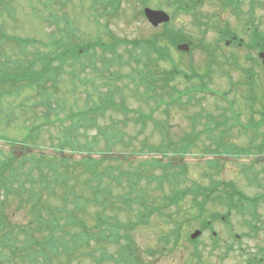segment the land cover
Masks as SVG:
<instances>
[{"label":"rangeland","instance_id":"obj_1","mask_svg":"<svg viewBox=\"0 0 264 264\" xmlns=\"http://www.w3.org/2000/svg\"><path fill=\"white\" fill-rule=\"evenodd\" d=\"M196 1L198 17L185 13L176 14L175 0H123V2L120 0H0V151L5 152V154L14 151L19 155H23L26 150L21 146L12 148L5 142H22L27 138V144L33 149L39 138L40 149L39 151L38 148L32 150L33 153L43 152L48 156L56 155L57 136H63L60 132L71 125V120L65 121L63 126L59 122L54 123L56 120L55 114L48 111L45 106L47 99L41 93V90L38 87L31 89L27 86L30 77L25 81H20L14 75L21 70L17 61L26 62L28 60L32 64V61H35L37 52L47 56L49 35L57 32L59 28L57 24L55 25L50 21L53 15L59 16L58 18L61 21L58 25H64L65 18L71 22L72 25L68 24V26L76 30L78 44H81V41H94L98 34L107 29L106 33L108 35L104 34L101 37L103 42L108 43L110 46L117 43L116 46L119 47L114 50L116 53L119 52L118 57L114 59H112L113 55L110 53H107V58L103 57V52L98 49L97 57L93 60L89 56L83 57L79 63H75L76 66L73 65L74 61H72L67 64L65 71L59 74L56 80L44 84L47 91L53 96L50 102L54 109L58 108L60 99H64L65 106L60 102L64 109L63 112H59L60 118L66 120L65 118L69 113L78 112L79 114L80 111H84L89 106L87 104L89 95H92L96 100V98L98 99V90L102 93L107 92L105 90L106 82L108 84L113 83L116 86L120 95L116 98V102L120 103L121 98H123L129 109H142L145 112H150L151 109L148 106L153 108L156 100L142 98L140 95L134 97L128 90L124 89V84L129 82L128 75L137 68L135 62L124 64V41L130 43L150 38L156 34L161 35L160 33L164 28L163 25L155 29L146 19L144 10L150 8L156 11L162 10L169 14L172 17L171 22L168 23L170 29L183 31L187 37L193 39L194 46H191L190 54L184 55L171 48V55L173 63L179 66L177 68L180 69V72L182 71L190 77L196 75V78L192 79L177 76L170 84H166L164 79V82L161 81L157 83L158 85L156 84L158 89L154 90V93H161L162 89H164L163 92L165 90L170 92L171 87L178 94L189 93L200 86L205 89L204 93L184 96L182 98L184 108L171 109L168 116L164 110V113L159 111L154 115L158 121L165 122L167 120L169 126L167 140L172 143L178 141L177 145L179 147L181 146V139L196 136L190 139L193 144L188 155L182 158L179 153H171L168 158L169 160L174 159V162L179 165L183 164L187 171L186 182L182 183L181 188L192 189L196 185L209 187L213 181L205 175L212 172L207 164L219 158L221 163L225 162V169L218 174L215 179L216 182L220 180L224 182L231 181L251 197L259 193L264 194V188L258 189L249 185L247 176L242 171L244 166L251 165L256 156L237 158L221 155L216 157L204 152L205 146L216 150L220 144H225L224 146L233 144L236 148H248L253 139L255 140L253 145L260 146L264 143V123L261 122L264 120L262 117L264 114V65L261 60H258L259 52L251 51L248 46L246 47L251 42L253 28H258L264 36V0H255L256 2L242 0V17H237L231 7H223L224 0L222 2L219 0ZM192 5L196 7L195 4L192 3ZM48 6H50L49 9ZM249 21L253 24L252 28H248ZM206 24L209 26L205 27ZM63 27L70 30L67 26ZM227 28L233 32L232 37L235 41L242 43L244 46L237 47L236 43L233 46H228L227 43L223 42L219 43L220 39L217 31ZM60 35L58 33V36ZM16 38L21 40L33 38L40 43H37L35 47L27 46L26 53L22 51V44L17 43ZM209 53L215 55L213 60ZM252 56L254 59H252ZM104 64L108 66L107 70ZM42 66V63H37L34 70L39 71ZM159 66L160 74L158 76L163 78L164 72L171 69V66L168 63ZM102 68L106 70L103 77L100 73ZM72 74L77 77L75 83L72 80ZM248 75L250 76L248 77ZM96 87L99 89H95ZM130 87L133 88V85H130ZM140 90L143 92L145 88L141 86ZM221 95H226L227 99L222 101L220 99ZM230 102L233 103V107H231ZM113 113L105 114V116L93 115L98 128L96 126L92 129H84L85 124H80L78 126L80 140L84 142L87 131V137L93 139L97 135L100 136L99 129H110L115 125L116 120L122 121L129 118L128 124H118V133L130 143V151L137 152L130 159L139 161L153 158L156 153H151L148 149L141 152L142 147L146 143L159 145L166 135L162 134L153 123L148 122L144 129L140 125L134 124L131 118L137 117L135 113L130 114L128 117L118 112L113 111ZM44 115L49 116L48 119L53 125L42 126L45 122ZM209 115L213 116L215 121L227 122L231 135H222L227 137H222L220 141L217 140L220 132L224 130V126L220 130H207L208 124L212 123L209 120ZM78 118L80 119V117ZM237 120L241 123V126H236ZM249 124L253 125L252 128L256 127V133L253 129L248 130L246 133L243 131V126L247 127ZM257 124H259L258 127L254 126ZM40 126L42 129H38ZM255 134L258 136L257 138H253ZM197 137L198 140H195ZM103 149L104 143L101 142L100 148H96L95 151ZM122 151L124 152V149ZM114 152L119 153L118 147L114 148ZM65 153L69 156L72 155L75 160H80L85 156L81 152L73 153L71 150H66ZM98 153L100 152H97L92 158H102V155ZM113 155L118 156V154ZM157 155L160 158L159 154ZM163 160H166V158ZM256 160H259L255 166L257 172H264V157H259ZM121 169H124V167H120ZM81 173L83 174L82 170L79 171V174ZM33 175L36 179H39L40 174L37 168L34 169ZM83 175L85 176V173ZM158 175L160 176L161 173L158 172ZM65 177L69 181L77 178L74 172L66 173ZM84 178L88 180L87 176L82 179ZM122 185H124V182ZM165 188H167V185H165ZM157 195H160V193H157ZM62 196V190L56 192L53 199L54 204H60ZM7 206V215L10 217L12 224H24L26 226L30 222L29 220L32 217L27 216L26 211H17V198L7 202ZM92 208L96 211L89 209L92 210L87 214L90 217L87 219L90 220H93V213L96 214L100 211V209H96L99 207L94 205H92ZM191 208V201L186 200L182 203L177 215V208L164 210V213L172 214L173 219L176 218V221L181 223L179 224L180 231L174 230L178 226L167 222V218L165 219L160 215H153L148 225L136 227L132 231V236L143 259L142 264H185L184 260L188 255L192 257L189 264L240 263L235 252L230 250L236 244L234 234L249 233L250 230L246 225L249 217L243 218L233 215L231 231L228 229L230 225L227 226L222 222L215 223L212 229L203 230L199 238L202 244L194 246L189 244V237L195 231H202V229L200 228L201 221L187 223V216ZM217 210H219V207H212L203 219L209 220V214L217 212ZM258 214L260 223L256 227L259 232L255 238V243L258 247L262 246L264 248V201L259 203ZM30 215H32V212ZM32 216L36 218L34 214ZM225 216H228V214H225ZM123 218L124 221L134 220L131 212H124ZM21 230L23 231L22 228ZM177 232H180L181 236ZM177 236L179 238L176 242H174V239L171 244L163 242L165 238ZM2 237L0 233V239ZM6 253L8 254V251ZM38 264H43V261H39Z\"/></svg>","mask_w":264,"mask_h":264},{"label":"trees","instance_id":"obj_2","mask_svg":"<svg viewBox=\"0 0 264 264\" xmlns=\"http://www.w3.org/2000/svg\"><path fill=\"white\" fill-rule=\"evenodd\" d=\"M120 1L123 2V0ZM219 1L222 2L223 0ZM224 1L223 7H231L237 17H242V0ZM196 2V0H175V13H185L198 17ZM252 2L256 1L252 0ZM49 8L50 6H48ZM58 17L53 15L52 20H50L59 28L57 32L49 35L47 56L37 52L32 64L28 60L26 62L17 61L21 70L14 75L20 81H25L30 77L27 86L31 89L38 87L41 90L47 99L45 106L48 111L55 114L54 123L59 122L63 126L65 121L71 120V125L60 132L63 136H57L56 155L53 156H48L43 152L33 153L32 150L38 148L39 151L40 149L39 138L33 149L27 144V138L22 142L6 141L12 148L21 146L26 152L23 155L14 151L0 154V233L3 236L0 239V264H38L41 260L43 264H142L143 259L132 236V231L136 227L148 225L153 215L167 218V222L178 226L174 230L180 231L179 224L181 223L177 222L176 218L173 219L172 214L164 213V210L177 208V215L182 203L186 200L191 201L192 207L187 216V223L201 221L200 228L204 231L210 230L215 223L220 222H224L227 226L230 225L229 230L231 231L233 215L252 218L253 220H248L246 225L257 227L260 223L259 203L264 201V194L259 193L251 197L231 181L220 180L216 182L215 179L218 174L225 169V162L221 163L219 158L208 162L207 166L212 172L205 175L213 182L209 187L196 185L191 189L181 188L182 183L186 182L187 174L183 164L179 165L174 162V159H168L171 153H179L182 158L188 155L193 144L190 139L196 136L181 139L180 147L177 145L178 141L172 143L167 140L169 129L167 120L165 122L158 121L154 115L164 110L168 116L169 110L176 107L184 108L182 98L185 93L178 94L172 87L170 92L166 90L163 92L164 89H162L161 93L156 94L154 90L158 89L156 84L161 81L164 82V79L166 84H170L177 76L187 78L186 73L180 72V69L177 68L179 66L173 63L171 48L176 49L177 45L181 43L194 46L193 39L187 37L183 31L170 29V24H166L160 33L161 35L156 34L150 38L130 43L124 41V64L133 62L137 64V68L128 75L129 82L124 84V89L128 90L134 97L140 95L142 98L156 100L153 108L148 106L151 109L150 112H145L142 109H129L123 98H121L120 103L116 102V98L120 96L118 90L113 83L108 84L106 82V93L98 90V99L96 98V100L92 95H89L87 100L89 106L84 111H80L79 114L78 112H71L66 116V120H62L59 112L64 110L61 106V103L64 105V99H60L61 103L59 102L58 108L54 109L50 102L53 96L47 91L44 84L56 80L57 76L65 71L67 64L72 61H74L73 65L76 66L75 63H79L83 57L89 56L93 60L97 57L98 49L103 52V57L107 58V53H110L114 59L119 55V52L116 53L114 50L119 47L116 46L117 43L110 46L103 42L101 37L104 34L108 35L107 29L98 34L94 41H81V44H78L76 30L68 26V24L72 25L71 22L65 18L64 25H58L61 21ZM252 25V22L249 21L248 26ZM63 26L69 27L70 30ZM208 26L206 24L205 27ZM252 30V39L247 45L248 49L258 52L264 51L263 34L258 28ZM58 33L61 35L58 36ZM218 34L220 43L233 36V32L228 28L218 30ZM16 42L22 44V51L24 52H26L27 46L35 47L37 43H40L33 38L26 40L16 38ZM209 54L211 58L214 56L212 53ZM252 59H254L253 56ZM37 63L43 64L39 71L34 70ZM167 63L171 69L165 71L164 77L161 78L158 76L160 74L159 65ZM104 66L107 70L108 66L105 64ZM106 70L104 68L100 70L101 77L104 76ZM72 75V80L75 83L77 77ZM194 77L196 78V75L189 76L188 79ZM130 85H133V88ZM141 86L145 88V91L140 90ZM95 89L99 88L96 87ZM200 89L203 87H197L196 90ZM73 90L75 91L74 88ZM232 104L231 107H233ZM113 111L126 117L135 113L137 117L131 118L134 124L140 125L144 129L148 122L153 123L162 134L166 135L159 145L146 143L142 147L141 152L148 149L149 152L156 153L153 158L139 161L130 159L137 152L130 151V143L118 133V124H128L129 118H125V121L116 120L115 125L110 129H99L100 136L97 135L93 139L87 137V131L84 142L80 140L78 127L80 124H85L84 129H92L97 126L93 115L105 116V114H114ZM44 116L45 122L42 126L53 125L48 119L49 116ZM262 117L264 119V114ZM209 120L212 122L208 124L207 130L209 131L220 130L224 126V130L220 132L217 140L220 141L222 137H227L222 135H231L227 122L215 121L211 115H209ZM261 122L264 123V120ZM240 124L237 120L236 126H241ZM252 126L251 124L247 127L243 126V131L246 133L253 129L256 133V127L252 128ZM254 126L258 127L259 124ZM40 128L42 129L41 126L38 129ZM254 137L257 138V134L253 135ZM195 140H198V137ZM101 142L104 143V149L95 151L96 148H100ZM254 142L253 139L248 148H236L233 144H229L231 146L220 144L216 150H212V148L205 146L204 152L216 157L224 155L238 158L253 155L256 156V159L263 158L264 143L257 146L253 145ZM116 147H118L119 153L114 152ZM66 150H71L73 153L81 152L85 156L80 160H75L72 155L69 156L65 153ZM97 152H100L98 154L102 155V158L93 159V155ZM113 154H118V156ZM165 158L166 160H163ZM256 159L252 161L251 165L244 166L242 171L247 176L251 187L263 189L264 172H257L255 166L259 160ZM122 166L126 171L120 170ZM35 168L39 171V179L33 175ZM81 170L85 176L82 173L79 174ZM69 172H74L77 178L69 181L65 177V174ZM158 172L161 173L160 176ZM86 176L88 180L82 179ZM62 178L64 179L62 180ZM123 182L124 185H122ZM61 190L63 196L60 198V204H54L53 199L56 192ZM16 198L17 211H26V215L32 217L29 220V225L12 224L7 215V202ZM18 198H20L19 201ZM92 205L99 207L96 209H100V211L96 214L93 213L94 216L91 217L93 220H90L87 219L90 218L87 214L95 210ZM214 206L219 207V210L211 212L208 216L209 220L203 219L209 209ZM223 211L224 213H222ZM31 212L36 218L30 215ZM124 212H131L134 220L124 221ZM252 232L258 235L259 231L253 229ZM177 233L180 234V232ZM178 238V236L168 237L163 239V242L171 244L173 239L176 242Z\"/></svg>","mask_w":264,"mask_h":264},{"label":"flooded vegetation","instance_id":"obj_3","mask_svg":"<svg viewBox=\"0 0 264 264\" xmlns=\"http://www.w3.org/2000/svg\"><path fill=\"white\" fill-rule=\"evenodd\" d=\"M248 220L250 221L253 219L249 218ZM248 229L250 230L249 233L234 234V242L236 244H234V248L230 251H234L236 257L240 260V263L237 262V264H264V248L262 246L258 247L255 243L256 236L254 232H251V226H248ZM179 236L181 235L179 234ZM196 242H198V240ZM200 244L202 243L198 242L196 245L199 246ZM230 251L228 250V252ZM191 260V255H188L184 263L189 264Z\"/></svg>","mask_w":264,"mask_h":264},{"label":"water","instance_id":"obj_4","mask_svg":"<svg viewBox=\"0 0 264 264\" xmlns=\"http://www.w3.org/2000/svg\"><path fill=\"white\" fill-rule=\"evenodd\" d=\"M145 14L150 21V23L155 27L158 28L160 25L167 24L171 21V18L168 14L163 11H154L147 9ZM179 50L189 52L190 48L187 45H182L179 47ZM260 57L263 59L264 63V54H261ZM201 235V232H196L192 238L195 240Z\"/></svg>","mask_w":264,"mask_h":264}]
</instances>
